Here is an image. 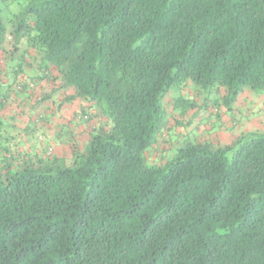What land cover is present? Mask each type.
Returning <instances> with one entry per match:
<instances>
[{"label":"trees","instance_id":"1","mask_svg":"<svg viewBox=\"0 0 264 264\" xmlns=\"http://www.w3.org/2000/svg\"><path fill=\"white\" fill-rule=\"evenodd\" d=\"M27 25L34 52L21 55L0 15L12 62L0 70V264H264V132L159 149L172 89H223L217 110L245 86L264 93V0H33L17 31ZM43 78L72 90L59 109L86 98L98 111L75 122L101 118L83 150L70 137V162L39 124L49 106L11 123ZM194 100L172 109L185 117Z\"/></svg>","mask_w":264,"mask_h":264},{"label":"rangeland","instance_id":"2","mask_svg":"<svg viewBox=\"0 0 264 264\" xmlns=\"http://www.w3.org/2000/svg\"><path fill=\"white\" fill-rule=\"evenodd\" d=\"M32 3L33 0H0V15L5 23L7 47L13 46L15 43H19L18 45L22 47L20 49L22 51L21 55L23 54L24 48H28L30 53L33 51V47L30 46V43H32L31 36L33 34V30L29 29L27 25L25 27H20L21 32L17 31L22 17L26 16V11ZM29 20L30 19H27V22H29ZM20 33H22V35ZM27 51L25 52V56H29V52ZM7 54H1L0 70L1 73H7L6 75L11 76L12 71L9 66L12 62L9 53ZM33 64V67L39 69L38 63L34 62ZM7 70L9 71L7 72ZM36 70H29L25 74L28 78H32L36 75ZM40 80H38L40 81L39 83L34 82L35 85L28 90L30 97L22 95L21 98L24 96V99H17L16 102L14 101L12 104V108H10V115L14 114L16 118L11 120V123L16 124V127L19 126V129L27 126L30 123L29 121L37 119V113L39 110L47 106V103L51 102V106L49 107H55V104L57 105L58 103V95H60L61 92L60 90H53L54 86H58V82L52 83L47 78ZM42 81L44 82L41 83ZM199 88V86L187 84L179 88L172 89L164 98V102L167 106V120L164 127L165 136L162 137L161 146L159 148L161 152H164V148H170L174 145L198 141L200 140V136H204L202 137L203 140L209 138L210 140L213 139L221 144L230 143L235 140L238 135L246 132V129H241L243 123V117L241 114L246 111L245 108L256 107L264 111V93L254 90L248 86H245L241 90L233 105V108L235 107V109L232 110H228L225 106H221L220 110H217L210 105L212 104V100L223 96V93H225L223 89L220 90L216 87L214 90H207L205 94L203 91L204 88H201L203 92L197 94L196 89ZM50 92H52L50 94L51 97L45 100L44 97ZM176 96L195 99L194 101L196 106L190 109L185 117H181L178 112L172 109V99ZM53 98L56 100L54 101ZM81 100L85 103V105H88L86 98ZM58 105L56 106L57 108ZM64 106V108H58L55 113H51L46 122H39V124L40 126L45 127L43 129L45 134L52 139V146L54 148L53 155L63 157L70 162L72 161V144L70 137L73 136L79 144V147L83 150L89 137V128H87V126L90 127L98 125L101 118L98 116L99 118H93V120H91L88 124H79L74 120L76 112L73 111L76 109L77 103H65ZM90 108L87 107L88 110ZM90 110L91 113L94 112L93 114H95V108ZM16 114H18L17 117ZM234 114L235 116L233 117ZM244 118L246 117L244 116ZM31 124L33 125L34 123L31 122ZM60 128L63 130L61 139L56 137L57 133L60 132ZM69 129L71 132L70 136L67 135V130ZM18 131L20 130L13 132L17 139L24 138L23 136H26L33 142H39V139L36 138V133L34 134L30 131L29 133L24 134V132L21 133L20 131L18 133ZM60 140H63V142ZM43 142H47V138H44ZM154 156H156L155 151L153 153V158Z\"/></svg>","mask_w":264,"mask_h":264},{"label":"crops","instance_id":"3","mask_svg":"<svg viewBox=\"0 0 264 264\" xmlns=\"http://www.w3.org/2000/svg\"><path fill=\"white\" fill-rule=\"evenodd\" d=\"M37 68H35V70H36ZM39 73V69H37L36 70V73L35 74H38ZM35 77V76H34ZM41 81V80H40ZM40 81H38V83L40 82ZM44 81H42L41 83H43ZM50 82H52V81H50ZM53 83V82H52ZM57 85L56 86H54V88H53V90H56V91H59L60 90V88L57 90ZM51 91H52V89H51ZM61 92V94L60 95H58V97H59V100H58V103H57V105L59 104V102H62V101H66V99H67V97L69 96V95H72V90L70 89H68L67 91H65V92H63V90L62 91H60ZM62 92H63V94H62ZM50 93H52V92H50ZM49 93V94H50ZM53 100L55 101L56 99L55 98H53ZM73 102L74 103H77V106H76V109H74L73 111H75L76 113L75 114H78V113H80L84 108H87V107H85V106H87V105H85V103H83L82 102V100H78V99H75V100H73ZM54 103V102H53ZM56 103V102H55ZM47 105V107L48 106H51V102H49V103H47L46 104ZM56 104H55V107H49V109H51V110H49V112L50 113H55L57 110H58V108L56 107L57 106ZM65 105V104H64ZM65 106H62L61 108H64ZM233 109H235V107L233 108ZM245 110L246 111H244L242 114H241V116L243 117V123H242V126H241V129H243V130H245L246 129V132H252V131H261V132H264V111H262L261 109H258V108H256V107H253V108H245ZM235 116V114L233 115V117ZM244 116L246 117V118H244ZM60 133L61 134H63V130L60 128ZM68 131H70V129L68 130ZM246 132H243V133H246ZM70 134H71V132H70ZM50 142V144H52V142L51 141H49Z\"/></svg>","mask_w":264,"mask_h":264},{"label":"built area","instance_id":"4","mask_svg":"<svg viewBox=\"0 0 264 264\" xmlns=\"http://www.w3.org/2000/svg\"><path fill=\"white\" fill-rule=\"evenodd\" d=\"M50 151H51V149H50Z\"/></svg>","mask_w":264,"mask_h":264}]
</instances>
